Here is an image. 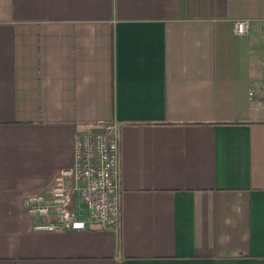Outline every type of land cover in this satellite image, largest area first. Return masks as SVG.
I'll use <instances>...</instances> for the list:
<instances>
[{"label": "crops", "instance_id": "crops-1", "mask_svg": "<svg viewBox=\"0 0 264 264\" xmlns=\"http://www.w3.org/2000/svg\"><path fill=\"white\" fill-rule=\"evenodd\" d=\"M262 19L264 0H0V264H264ZM111 122L120 227L36 230L26 198Z\"/></svg>", "mask_w": 264, "mask_h": 264}, {"label": "built area", "instance_id": "built-area-1", "mask_svg": "<svg viewBox=\"0 0 264 264\" xmlns=\"http://www.w3.org/2000/svg\"><path fill=\"white\" fill-rule=\"evenodd\" d=\"M249 22L236 20L234 35L245 36ZM259 23L264 33V19ZM261 62L264 92V44ZM119 178L120 136L117 124L111 122L102 132L75 135L73 167L55 179L49 198L27 197L25 209L41 219L35 226L39 231L117 230L121 224Z\"/></svg>", "mask_w": 264, "mask_h": 264}]
</instances>
